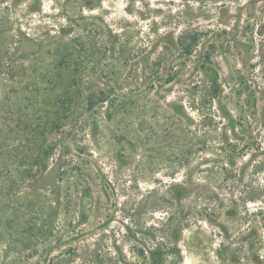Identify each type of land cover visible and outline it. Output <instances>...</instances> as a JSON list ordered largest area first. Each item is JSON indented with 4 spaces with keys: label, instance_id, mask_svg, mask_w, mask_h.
Returning <instances> with one entry per match:
<instances>
[{
    "label": "rangeland",
    "instance_id": "1",
    "mask_svg": "<svg viewBox=\"0 0 264 264\" xmlns=\"http://www.w3.org/2000/svg\"><path fill=\"white\" fill-rule=\"evenodd\" d=\"M0 264H264V0H0Z\"/></svg>",
    "mask_w": 264,
    "mask_h": 264
},
{
    "label": "trees",
    "instance_id": "2",
    "mask_svg": "<svg viewBox=\"0 0 264 264\" xmlns=\"http://www.w3.org/2000/svg\"><path fill=\"white\" fill-rule=\"evenodd\" d=\"M156 43H162L161 44V50L162 52L159 53L155 60L158 62L151 64V68H148V75H155V73H158V69L163 67L164 70L167 71V75L177 76L180 73L179 68L182 66V68L185 67V62H181L180 66H175L177 64V61L181 60L182 58H189L193 56V53H197V46H198V37L197 34L194 33H182L179 36L174 37L172 34H166L160 38L157 39ZM156 46L153 45L149 50H142L138 54V61H146L148 60L150 53L154 54L156 53ZM150 50H154L153 52H150ZM199 59L202 61L200 66L197 67L198 72L201 74V83L199 86H196L199 88L200 92L199 94L201 98H204L209 103H215L219 104L217 101L220 99L222 94V89L220 85L218 84V78L217 74L212 68V63L210 62V56L206 53H198ZM237 80H241L240 75L237 76ZM74 83V82H73ZM241 83V82H240ZM72 81L64 80L57 82V89L62 90L59 94H57V102L59 105H65L67 102L70 104H74V101L83 100L82 102L85 104L87 108H91L93 105L104 103V100L101 95H95V94H86L81 98V95L77 94V98L74 97V94H72ZM243 85H246L244 82ZM254 104V103H253ZM179 109L183 111V107L179 106ZM221 111V110H220ZM61 119V118H60Z\"/></svg>",
    "mask_w": 264,
    "mask_h": 264
}]
</instances>
